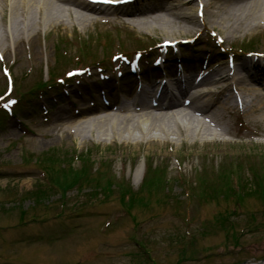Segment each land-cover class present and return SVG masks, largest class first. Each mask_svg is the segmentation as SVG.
<instances>
[{"label":"rangeland","instance_id":"obj_1","mask_svg":"<svg viewBox=\"0 0 264 264\" xmlns=\"http://www.w3.org/2000/svg\"><path fill=\"white\" fill-rule=\"evenodd\" d=\"M142 5L161 7L162 0L107 7L114 15L98 17L113 18ZM197 5L194 1L189 6L195 21L187 33L179 30L183 22H177L172 35L181 41L167 48L158 29L147 35L127 20L118 25L99 21L81 29L71 20L69 26L41 31L35 46L43 56L40 62L31 61L30 52L18 57L0 52L4 100L14 96L6 94L5 69L12 76V89L25 93L21 110L0 128V264H241L264 259V199L254 194L257 186L264 190L262 100L227 116L231 133L222 141L197 140L180 147L97 141L80 145L67 131L70 124L63 125L54 141L37 143L29 136L34 130L49 132L47 111L69 109L80 103V95L90 101L138 80L136 65L148 71L181 65L211 70L253 60L254 70L263 74L264 28L226 39L228 25L219 29L218 19L209 18L208 11L200 17ZM162 16L168 18L165 10ZM136 52L140 55L135 57ZM78 57L85 60L83 69L89 67L85 75L43 96L33 93L50 73L63 78L76 70ZM249 111L256 122H247ZM85 166L90 183L83 180L74 187L71 182L65 200L57 190L48 192V178L60 180V173L69 177V168L76 174ZM109 179L111 193L102 189ZM236 179L240 188L231 184ZM55 185L59 189L69 184ZM38 189L46 195L32 196ZM212 194L217 197L212 199ZM237 194L245 200H234ZM227 211L231 216L224 227H233L230 233L219 216ZM234 234H241L238 244Z\"/></svg>","mask_w":264,"mask_h":264},{"label":"bare ground","instance_id":"obj_2","mask_svg":"<svg viewBox=\"0 0 264 264\" xmlns=\"http://www.w3.org/2000/svg\"><path fill=\"white\" fill-rule=\"evenodd\" d=\"M194 1L202 3L209 18L218 19L219 29L228 25L226 39L242 31L253 33L264 28V0H225L223 5L210 0H163L161 7L143 5L109 19L100 18L114 15L108 8L101 10L84 0H0V52L15 57L30 52L31 61L40 62L43 56L35 46L41 31L69 26L71 20L85 29L99 21L118 25L127 19L142 32L152 34L158 29L165 41L177 42L181 38L172 35L177 22H183L179 30L185 34L187 26L195 21L189 7ZM162 10L168 18L162 16ZM138 17L147 18L140 22L136 20ZM255 67L253 60L232 69L222 66L203 70L197 69V65H181L173 70L158 67L148 71L140 81L132 79L117 100H114L119 95L115 88L99 98L91 96L90 101L80 95V103L70 105L69 109L61 106L47 111L49 132L34 130L29 136L35 137L33 141L37 143L39 139L54 141L63 125L70 124L67 131L79 139L80 145L97 141L135 146L174 143L180 147L197 140L222 141L231 133L227 116L238 104H249L252 99L264 96L263 85L259 84L264 82V73L254 70ZM246 70L249 72L243 73ZM181 72L183 76L179 75ZM260 102L264 113V100ZM113 111L116 112L112 114ZM199 116L204 119L200 120ZM245 118L248 123L257 119L250 111Z\"/></svg>","mask_w":264,"mask_h":264},{"label":"trees","instance_id":"obj_3","mask_svg":"<svg viewBox=\"0 0 264 264\" xmlns=\"http://www.w3.org/2000/svg\"><path fill=\"white\" fill-rule=\"evenodd\" d=\"M48 169L52 172V174L54 173L53 172V167L50 168V166H52L53 164L52 163H48ZM69 177H67V175L63 174V179L66 180H71L73 186L78 184L80 181H82L83 179L86 180L88 175L85 173V171H82V172H79V173H73L71 170H69V173H68ZM233 184V182L231 183ZM208 187V190H211L210 187L212 186H207ZM65 189H69V188H72V185H68L67 187H64ZM221 188V187H220ZM231 188H234L233 185L231 186ZM229 188V189H231ZM255 190L257 191V193H254V194H259V196L264 199V190L261 188V186H257L255 187ZM230 192V191H229ZM216 193V192H215ZM217 194V193H216ZM35 196V197H39L41 195H46L45 192H43L42 190L38 189L36 192H32V196ZM213 195V194H212ZM232 195H235V194H232ZM212 198H214V195L212 196Z\"/></svg>","mask_w":264,"mask_h":264},{"label":"water","instance_id":"obj_4","mask_svg":"<svg viewBox=\"0 0 264 264\" xmlns=\"http://www.w3.org/2000/svg\"><path fill=\"white\" fill-rule=\"evenodd\" d=\"M253 262H255L254 260L249 261V262H245L244 264H254Z\"/></svg>","mask_w":264,"mask_h":264}]
</instances>
